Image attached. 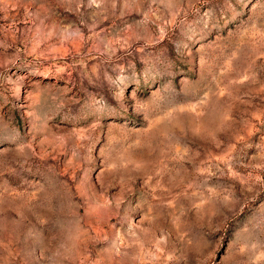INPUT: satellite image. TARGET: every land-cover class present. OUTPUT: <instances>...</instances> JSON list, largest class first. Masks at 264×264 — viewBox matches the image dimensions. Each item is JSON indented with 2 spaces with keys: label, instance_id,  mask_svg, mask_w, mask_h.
Returning <instances> with one entry per match:
<instances>
[{
  "label": "rangeland",
  "instance_id": "374dc122",
  "mask_svg": "<svg viewBox=\"0 0 264 264\" xmlns=\"http://www.w3.org/2000/svg\"><path fill=\"white\" fill-rule=\"evenodd\" d=\"M0 264H264V0H0Z\"/></svg>",
  "mask_w": 264,
  "mask_h": 264
}]
</instances>
